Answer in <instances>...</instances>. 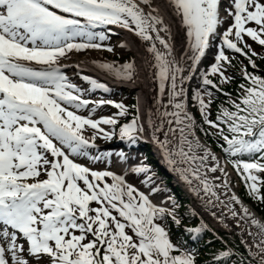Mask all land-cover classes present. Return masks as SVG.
<instances>
[{"label": "snow or ice", "instance_id": "obj_1", "mask_svg": "<svg viewBox=\"0 0 264 264\" xmlns=\"http://www.w3.org/2000/svg\"><path fill=\"white\" fill-rule=\"evenodd\" d=\"M221 4L222 0H0V264H44L45 259L47 264H197V250L174 243L162 223L171 219L181 224L179 205L172 197L170 207L150 199L163 189L149 175L146 162L121 175L74 159L110 163L115 157L127 162L124 149L93 155L91 150L99 147L96 139L135 146L145 133L211 215L236 230L244 251L224 242L206 264H264V221L234 192L228 172L231 165L249 197L264 203V76L256 74L252 57L257 53L245 40L264 46V0H229L226 16ZM166 15L178 18L184 32L183 55L176 53ZM229 18L232 22L221 32ZM116 29L133 34L150 54V59L141 57V67L157 94L144 116L139 98L130 106L87 98L98 90L108 93L110 87L84 75L80 67L89 64L129 83L139 79L135 59L72 65L77 68L74 75L89 85L86 89L65 71L69 64L63 61L72 53L114 52L110 41ZM216 39L220 43L214 62L207 70L199 69ZM229 50L244 55L254 71L242 68L246 83L239 86V96L233 99L224 93L231 107H221L212 120L215 92L232 80L226 75ZM197 72L200 83L192 89L191 100L203 125L214 132L198 124L188 110V81ZM217 75L220 84L209 78ZM105 105L117 111L93 118ZM84 111L87 116L81 114ZM129 115L131 119L120 123ZM197 129L218 138L223 160L201 141ZM129 173L143 175L150 192L129 183ZM185 231L198 240L210 229L201 220Z\"/></svg>", "mask_w": 264, "mask_h": 264}, {"label": "rangeland", "instance_id": "obj_2", "mask_svg": "<svg viewBox=\"0 0 264 264\" xmlns=\"http://www.w3.org/2000/svg\"><path fill=\"white\" fill-rule=\"evenodd\" d=\"M229 22V21H228ZM226 23V25H228L229 23ZM124 40H123V38H122V36L121 35H119V36H116L115 38H111V41H110V43L115 47V51L114 52H112V53H106V54H104L103 52H95V53H92V52H89L88 53V51L87 52H85V55H78V53H72L71 55H70V58L68 59V60H66V61H64L65 63H67L68 61H70V60H73V58H74V55L76 54L79 58H84L85 60H100V61H115V62H117V63H123L124 61H116V60H114V58H112L114 55H124V54H126V53H129V52H131L132 54H133V56H132V58L131 59H129L128 61H130V60H133V59H135V52H134V50L130 47V46H127V47H120L119 45H120V43L121 42H123ZM216 41V40H215ZM215 41H214V43H215ZM213 43V45L211 46V50L210 51H208L207 52V54H206V56L204 57V61H210V60H208L215 52H217V50H216V48L214 47V44ZM91 54H93V55H91ZM112 56V57H111ZM252 59H253V61L255 62V64H256V66H257V68H262L261 66L262 65H258L257 64V59L258 58H255L254 56L252 57ZM122 60V59H121ZM211 62V61H210ZM246 63L248 64V68H250V69H253L252 67H251V65L249 64V60L247 59L246 60ZM210 64V63H209ZM237 69H238V72L242 75V69L239 67V66H237ZM264 69V68H263ZM248 71V70H247ZM248 72H250V71H248ZM69 74H72V72L71 71H69ZM197 75V74H196ZM243 76V75H242ZM75 78H77V76H75ZM245 80V79H244ZM244 80H239V81H241V82H239V83H237L238 84V87H239V85H241V84H244V83H246V81L244 82ZM102 81V80H101ZM102 82H105V81H102ZM124 82V81H123ZM196 82H198V83H200V76H196L195 78H193V80L190 82V86H194V85H196ZM105 83H107V82H105ZM85 86L88 88L89 87V85L88 84H85ZM128 90L129 92H132V93H136V97L138 96V92L136 91V90H134V89H132V88H129V87H122V88H113V89H111V98H113L115 101H117L118 102V100H120L121 99V91H123V90ZM239 91V93H235V94H232V93H229V95L233 98V99H236L238 96H239V94H240V90H238ZM229 97V96H228ZM222 107H224V108H230L231 107V105L228 103V101H224L223 102V104H222ZM110 108H112V106H110ZM189 109H190V111L192 112L191 114L195 117V120L197 121V123L198 124H200V122L198 121V119H197V114H198V116H199V114H200V112L198 111V110H195V108L193 107V106H189ZM111 110V112L112 113H114V111L112 110V109H110ZM85 112V111H84ZM87 112V111H86ZM85 112V113H86ZM106 112V110L105 109H97V111L94 113V116H96L97 114H102V113H105ZM140 112H141V109H140ZM88 114V113H87ZM204 126V125H203ZM205 127V126H204ZM205 129L206 130H209V131H215V129H209L208 128V126L207 127H205ZM199 134H200V138L205 142V143H208L210 146H212L213 148H215V150H217V149H220V147L218 146V144H217V137H215V136H205L203 133H201V132H199ZM89 135H90V133H89ZM144 139H146V140H148V141H151L150 139H147V138H144ZM98 143H100V144H105V143H108L109 141H106V140H104V139H100V138H98V140H96ZM110 149H112V148H110ZM113 150H115V149H113ZM152 150L154 151V157H155V159H157L161 164H162V166L164 167V170L167 172V173H169L170 175H172L173 177H174V179H172V181H171V184L172 185H177V186H179L180 188H182L183 190H184V194L187 196V197H190V198H192L195 202H196V204H197V206H198V208L201 210V212H203V209H202V206H201V204H200V202L197 200V198L195 197V196H193V194L192 193H190V192H188L183 186H182V184L181 183H179L177 180H175V176L173 175V173L171 172V171H169L168 170V168L165 166V164L163 163V159L162 158H160L159 156H158V154L155 152V149H154V147L152 146ZM221 150V149H220ZM217 153H219V151H216ZM221 154H223L222 152H220ZM219 153V154H220ZM222 159V158H221ZM223 160V159H222ZM117 174H121L122 175V173L119 171V170H116L115 171ZM150 173H154L153 171H151ZM149 173V175H151ZM131 177H129V178H127V180H128V182L129 183H132V184H134V181H138L139 183H138V185H140V184H142V186L141 187H143V185H144V183H143V181H144V179H145V177L143 176V175H139V176H137L136 174H131L130 175ZM152 176V175H151ZM154 178V177H153ZM155 179V178H154ZM154 182H155V184L157 185L158 183L156 182V180H154ZM233 184H234V189H235V192H240L242 195H244V197H245V193H244V190H245V185H244V183L243 182H241L240 181V178L238 177V176H233ZM246 191V190H245ZM248 194V193H247ZM167 196L168 197H172V196H169L168 194H167ZM246 198V197H245ZM247 199V198H246ZM153 201V200H152ZM249 201V204H251L252 206H254L256 209H260V211L259 212H261V211H264L263 209H261L260 207H258V206H260V202H258V201H255V200H253L252 198L251 199H249L248 200ZM154 202V201H153ZM188 201H186V202H184V204L186 205V207L188 208V210H189V212L187 213L188 215L189 214H192V213H194V214H196L200 219H202L203 221H204V223L205 224H208L209 222L208 221H206L199 213H198V211L197 210H195L192 206H191V204L188 202ZM93 207H95L96 206V204L95 203H93V205H92ZM179 208H180V205H179ZM178 208V209H179ZM200 212V211H199ZM200 212V213H201ZM263 214V217H264V213H262ZM180 216V215H179ZM181 218V217H180ZM189 222H186V221H183L182 219H181V224L180 225H182V224H184L183 226H181L180 228H182V227H185V226H187V224H188ZM211 223V222H210ZM212 226H215V225H213L212 224ZM208 227L209 228H211V226L208 224ZM216 228V227H215ZM212 229V228H211ZM225 230V229H224ZM230 230H233V231H235L234 229H230ZM226 231V230H225ZM131 234V233H130ZM222 234L228 239V241L230 240V241H232L234 244H239V237L236 235V232H231V233H228V232H222ZM207 236L206 237H204L203 238V240H205L204 241V243L205 242H207V241H209V240H212V239H216V238H218V237H216L212 232H210V233H207L206 234ZM226 238H222V237H219L218 238V240L220 239L221 241H224V242H227L228 243V241L226 240ZM187 241H190V237H188L187 238ZM221 243L220 241H217L216 243H221V244H223L224 246H219V245H215V243H213V244H210L209 246H208V248L207 247H204L203 249H202V252H201V255H202V257H203V259L204 260H206V256H208V257H211L212 258V254L214 253V252H216L217 250H221V249H223L224 247H225V243ZM238 246V245H237ZM230 247H233V248H236V247H234V246H232V245H230ZM239 247H241V249H237V251H239V252H243V247L242 246H239ZM243 249V250H242ZM235 259V258H234ZM44 264H47V261H46V259H45V261H44ZM229 264H231V261L229 262Z\"/></svg>", "mask_w": 264, "mask_h": 264}, {"label": "bare ground", "instance_id": "obj_3", "mask_svg": "<svg viewBox=\"0 0 264 264\" xmlns=\"http://www.w3.org/2000/svg\"><path fill=\"white\" fill-rule=\"evenodd\" d=\"M165 19L172 25V34H173V38H174V44H175L176 53H177V55H183L184 54L183 49L186 47V38L184 36L183 30H181L179 28L178 18L173 19V18H170L169 16L166 15ZM120 31H121V34H122V38L125 40V42H127V45L130 46L135 52V61H136V65H137V69H138V77H139L138 81L125 83L123 81H120V80L112 78L111 76L105 74L104 72L100 71L99 69H96L95 67H93V66H91L89 64H81V68H83L84 72L85 73L87 72L88 75H92V71H93L94 76L97 77L98 79H102V77L105 78L108 82H110L112 84L113 88H122V87L126 86V87H129V88H132V89L136 90L138 92L139 106H140V109H141V114H142V116H144L149 108H153L154 107V98H155V96L157 94V88L155 87V85L152 82L151 78L146 75L144 68L141 67V64H142L141 57L150 59V54L146 53L144 47L142 46L141 42L139 41V39L137 37H135L133 34L127 32V31H124V30H120ZM76 58H78V57L75 56V59ZM81 61H84V59L83 60L82 59L79 60V62H81ZM196 76L197 75L195 73L194 74V78ZM192 80L193 79L188 81V86H189V84H190V82ZM121 85H125V86H121ZM188 109H189V102H188ZM197 135L199 136L198 132H197ZM145 136L150 139V134L145 133ZM201 141H202V139H201ZM152 144H153V147H154L156 153L158 154V156L164 160L165 166L175 176V180H177L179 183H181L182 186L188 192L192 193L189 190L188 186L185 184V182L182 181L180 179L179 175L171 169L170 165H168V163L166 162L165 158L163 157L162 153L158 150L156 145L154 143H152ZM214 153H216L218 156L221 157V155L219 153H217V152H214ZM131 159H134V161H132L131 163L129 161L122 163L118 159H116V161H117L116 164H117L119 170H122L123 172H126L127 169L130 166L139 163V161H136L137 158L135 156L130 155V158L128 160H131ZM228 172L230 173V176H231L230 183L232 184L233 190L235 192L234 184H233V176H235L234 172L229 167H228ZM216 175H219V173H217ZM146 190H148V192H150V189L148 187H146ZM235 193L237 194V192H235ZM155 194H156V197H155L154 194H152L151 196L154 198V202L156 204H162V203L164 205L168 204V196H167L166 193L163 192V190L159 191V192H157ZM193 196H195V195L193 194ZM197 200L200 202V200L198 198H197ZM200 204L202 206L203 213L210 219V221L216 227L221 228V229H225V230L233 229L231 227L225 228L221 223L218 222L217 219H215L211 215L210 211L208 209H206V207L201 202H200ZM244 204L250 208V210L254 213V215L257 218H259L262 221H264V217L263 216L260 217L257 214H255L256 213V209H254L251 204H249V203L248 204L244 203ZM214 211H217V213L219 214L220 210L219 209H214ZM225 222L228 223L229 225L234 224V221H232L230 219H227V218H226Z\"/></svg>", "mask_w": 264, "mask_h": 264}, {"label": "trees", "instance_id": "obj_4", "mask_svg": "<svg viewBox=\"0 0 264 264\" xmlns=\"http://www.w3.org/2000/svg\"><path fill=\"white\" fill-rule=\"evenodd\" d=\"M253 47L255 48V51L257 53V56H255V57L258 58L257 59V64L258 65H262L261 66L262 68H256V70H255L256 71V74L257 75H260V76H264V69H263L264 68V46L253 45ZM237 66H239L241 69L243 67H247V70L250 71V72H253L254 71L253 69L248 68L249 66L246 63V59L245 58H243L241 56L232 57L231 58V66L228 67V69H227V74H228V76H231L232 77V80L229 83H224V84L221 85V87L223 88V90L226 91L227 93H232V94L239 93L238 90H240V87H238V84L237 83L241 82V81H239L240 79L241 80H244V77L238 72ZM212 78L215 79L220 84V80H218L219 77L212 76ZM244 82H245V80H244ZM213 91L215 92V90H213ZM205 99H207V97H205ZM228 99H229L228 95H223V94H221L219 92H215V98H214V100H213V102H212V104L210 106V109H211L210 118L212 120H215L216 119L217 113L219 112L220 108L222 107L223 102L224 101H228ZM194 108H195V110H198L199 111L198 106H196L195 104H194ZM197 119L200 122V124L203 125V120H202V117H201L200 114H199V116L197 114ZM204 126L207 127V125H204ZM142 153H144L145 156L148 159L151 158V154H150V150L149 149L142 150ZM151 163L153 164L154 162H151ZM153 166L155 167V170L157 172H159V168L155 164H153ZM160 174H162V173H160ZM244 193H245V197L247 198V200L251 199L249 197V195L247 194V191L244 190ZM176 199H177V201L179 202V205H180L179 215H180V217H181V219L183 221H186V222H189V223H198L199 221H201V220H198V218H195L194 219V216L193 215H190V214L188 215L187 214L189 210L186 207V205L184 204V202L187 201L186 199H184L183 197H180L179 195L176 196ZM258 207H260L261 209L264 210V203H261L260 206H258ZM258 210L260 211V209H258ZM261 212L264 213V211H261ZM164 224H165V226H167L168 230L170 231L171 237L174 239V241L176 243H178V244L183 245V240H184L186 234H183L182 232H180L176 228V226H174L172 224V222H170V220H166L164 222ZM210 232H212L217 237L226 238L220 232H214L211 229H210L209 233ZM226 240L228 241L227 238H226ZM186 241H187V239H186ZM217 241H220L221 243L224 242V241H221L220 239L219 240L217 239L213 243H215V245L217 244L219 246H224L221 243H216ZM191 245L192 246H189V247L195 248L197 250V264H206V262H209V261H205L203 259L202 255H201V252H202L203 247L201 246L200 242L197 243L196 245H193V244H191ZM227 245L228 246L232 245V246L236 247L237 249H241V247H238L239 244H237L238 245L237 246L236 244H234L230 240L228 241Z\"/></svg>", "mask_w": 264, "mask_h": 264}]
</instances>
